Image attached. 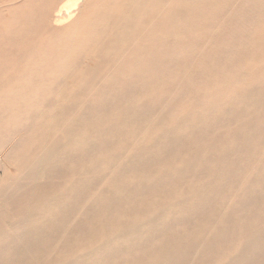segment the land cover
Instances as JSON below:
<instances>
[{
	"label": "bare ground",
	"instance_id": "1",
	"mask_svg": "<svg viewBox=\"0 0 264 264\" xmlns=\"http://www.w3.org/2000/svg\"><path fill=\"white\" fill-rule=\"evenodd\" d=\"M86 2L0 0V264H264V41L166 126L170 96L127 105L173 0Z\"/></svg>",
	"mask_w": 264,
	"mask_h": 264
},
{
	"label": "rangeland",
	"instance_id": "2",
	"mask_svg": "<svg viewBox=\"0 0 264 264\" xmlns=\"http://www.w3.org/2000/svg\"><path fill=\"white\" fill-rule=\"evenodd\" d=\"M87 2L84 18L91 16ZM257 3H264V0H173L163 13L165 16L152 26L155 29L153 38L142 41L139 57L133 58L130 64L133 76L149 77L143 80L149 84L147 89L143 86L145 90L134 95L127 107L151 104L170 96L175 99L176 107L172 111L166 107L167 126L176 115L186 112L198 96L209 100V97H203L205 92L214 97L222 95L230 81L244 69L252 67L251 48L264 41V4L256 9L255 14L251 12ZM161 38L166 41L159 40ZM227 52V58L220 62L216 55ZM88 58L89 65L98 60L93 56ZM204 63H213L216 69H222L223 65L224 68L221 73L209 72L202 67ZM191 70L193 74L199 73L189 85L187 73ZM129 71V68L123 71V84L130 78ZM118 219L126 223L144 219V215L131 214ZM49 254L50 259L55 260L64 253ZM65 254L72 257L80 253ZM137 257L124 256L114 264H133Z\"/></svg>",
	"mask_w": 264,
	"mask_h": 264
}]
</instances>
